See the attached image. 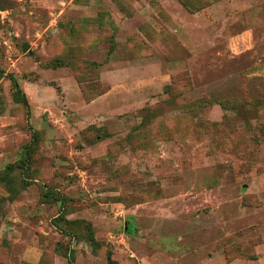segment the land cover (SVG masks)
Wrapping results in <instances>:
<instances>
[{
	"label": "rangeland",
	"instance_id": "1",
	"mask_svg": "<svg viewBox=\"0 0 264 264\" xmlns=\"http://www.w3.org/2000/svg\"><path fill=\"white\" fill-rule=\"evenodd\" d=\"M108 252L264 264V0H0V264Z\"/></svg>",
	"mask_w": 264,
	"mask_h": 264
},
{
	"label": "trees",
	"instance_id": "2",
	"mask_svg": "<svg viewBox=\"0 0 264 264\" xmlns=\"http://www.w3.org/2000/svg\"><path fill=\"white\" fill-rule=\"evenodd\" d=\"M9 78L11 80V84H12V87H13V99L15 101H17V102H22L25 105H27L26 95L21 90V88H20L17 80L15 79V77L10 75ZM29 129L32 132V135H35V138H36V131L33 130L32 127H29ZM33 146H34V144H33ZM31 152H32V145L29 143V144H27L25 146V155H24L23 161L19 162L20 163L19 164L20 168H23V166H25L26 164L29 163ZM7 169L10 171V166ZM50 195H51V192H49V191L45 193V197H49ZM59 201L61 202V200H59ZM86 230L88 232V240H89V242L92 245H96L98 242L96 241V239H95V237L93 235V231L91 229L90 223H87ZM107 262H108V264H119L117 261L112 259L110 252H108V254H107ZM69 264H73L72 258L69 259Z\"/></svg>",
	"mask_w": 264,
	"mask_h": 264
},
{
	"label": "water",
	"instance_id": "3",
	"mask_svg": "<svg viewBox=\"0 0 264 264\" xmlns=\"http://www.w3.org/2000/svg\"><path fill=\"white\" fill-rule=\"evenodd\" d=\"M27 49H28V44H23V46H22L23 52H25Z\"/></svg>",
	"mask_w": 264,
	"mask_h": 264
}]
</instances>
